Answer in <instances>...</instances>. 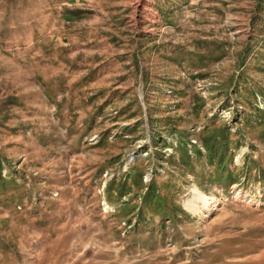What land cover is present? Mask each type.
Returning a JSON list of instances; mask_svg holds the SVG:
<instances>
[{
	"label": "rangeland",
	"instance_id": "374dc122",
	"mask_svg": "<svg viewBox=\"0 0 264 264\" xmlns=\"http://www.w3.org/2000/svg\"><path fill=\"white\" fill-rule=\"evenodd\" d=\"M0 264H264V0H0Z\"/></svg>",
	"mask_w": 264,
	"mask_h": 264
},
{
	"label": "trees",
	"instance_id": "16d2710c",
	"mask_svg": "<svg viewBox=\"0 0 264 264\" xmlns=\"http://www.w3.org/2000/svg\"><path fill=\"white\" fill-rule=\"evenodd\" d=\"M209 154L212 155L213 154L212 151H210ZM112 182H115V181H112ZM120 188L122 189L123 187L120 186ZM156 190L157 188L154 182L150 183L147 188V193L144 195V199L148 198V200L155 201L156 198L158 197V195L156 194ZM117 191L120 192V189H118Z\"/></svg>",
	"mask_w": 264,
	"mask_h": 264
},
{
	"label": "bare ground",
	"instance_id": "6f19581e",
	"mask_svg": "<svg viewBox=\"0 0 264 264\" xmlns=\"http://www.w3.org/2000/svg\"><path fill=\"white\" fill-rule=\"evenodd\" d=\"M196 199L199 200V201H203V203L205 204V206L210 205L211 203H209V202L213 200L212 198L202 196L200 193L197 194V198H196ZM196 199H194V200H196ZM184 207H185V205H184ZM186 209H187L189 212H192V213H194V214L197 212V210H196V208L193 206V204H192V205H186ZM198 210H199V209H198Z\"/></svg>",
	"mask_w": 264,
	"mask_h": 264
}]
</instances>
